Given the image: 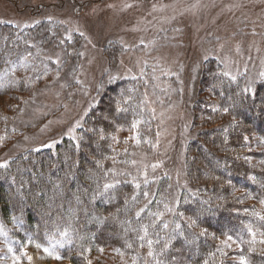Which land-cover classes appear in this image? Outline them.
Listing matches in <instances>:
<instances>
[{
    "label": "rangeland",
    "instance_id": "rangeland-1",
    "mask_svg": "<svg viewBox=\"0 0 264 264\" xmlns=\"http://www.w3.org/2000/svg\"><path fill=\"white\" fill-rule=\"evenodd\" d=\"M0 22L19 29L46 22L39 30L46 39L42 53L54 62L16 100L0 96L1 161L77 138L82 128L95 132L107 111L120 119L126 113L115 112L107 98L120 96L122 85L110 87L126 80L146 123L115 128L108 179L139 186L153 181L156 188L169 178L164 212L175 218L182 192L192 190L190 175L199 174L207 189L200 193L224 204L230 194L236 213L251 220L244 240L200 228L216 245L211 258L217 256L216 264H254L258 253L264 255V197L256 199L214 175L207 152L194 145L203 140L214 151L223 143L209 134L232 119L214 112L215 103L225 100L214 90L231 88L218 84L223 75L242 79L243 91H256L264 79V0H0ZM13 69L18 76L27 72L24 64ZM90 113L99 116L97 125L87 124ZM228 185L227 195L215 194ZM35 251L39 264H70L58 253ZM16 255L0 239V264H26ZM88 259L86 264H138L110 249Z\"/></svg>",
    "mask_w": 264,
    "mask_h": 264
},
{
    "label": "trees",
    "instance_id": "trees-1",
    "mask_svg": "<svg viewBox=\"0 0 264 264\" xmlns=\"http://www.w3.org/2000/svg\"><path fill=\"white\" fill-rule=\"evenodd\" d=\"M45 27L46 22L23 29L0 22L1 97L8 95L16 100V94L30 89L29 82L53 69V60H46L42 53L46 39L41 38L44 35L39 30ZM22 64L27 66V72L18 76L13 68ZM218 84L231 88L226 93L214 90L225 99L215 103L214 112L232 119L210 129L209 134L213 139L217 135L215 139L223 143L214 151L203 140H195L194 145L198 151L207 152L208 166L214 175L261 199L264 197V79L256 91H243L242 79L233 80L224 75ZM119 85H122L121 95L107 99L115 104V112L126 113L120 119L106 109L107 118H102L103 124L95 132L82 128L77 138L65 137L53 147L30 149L0 160V239L26 264H39L35 255L37 246L60 254L70 264H86L85 259L109 249L138 264H208L209 261L216 264L217 256L211 258L216 245L199 229L244 240L251 223L250 217L236 213L237 202L228 194L232 191L229 185L222 191L215 190L216 195L228 194L230 199L227 204L218 203L200 193L207 189L199 174L190 175L192 190L182 192L179 215L173 218L164 212L171 196L169 178L159 180L156 188L153 181L139 186L134 181L112 183L108 179L106 164L113 152L115 128L146 123L126 80L117 81L110 88ZM94 114L88 115L87 124L97 125L94 122L99 116ZM2 115L0 110V119ZM4 123L12 125L9 118ZM227 151L237 158L231 157V153L227 155ZM249 158L259 163L252 164ZM241 163L244 167L238 166ZM163 213L164 218L159 217ZM24 249L28 251L26 255ZM255 259L254 264H264L262 253Z\"/></svg>",
    "mask_w": 264,
    "mask_h": 264
},
{
    "label": "snow or ice",
    "instance_id": "snow-or-ice-1",
    "mask_svg": "<svg viewBox=\"0 0 264 264\" xmlns=\"http://www.w3.org/2000/svg\"><path fill=\"white\" fill-rule=\"evenodd\" d=\"M107 187V186H106ZM37 247H39V246H37ZM45 251H47V249H45ZM59 258V257H58ZM29 259H31V257H29Z\"/></svg>",
    "mask_w": 264,
    "mask_h": 264
}]
</instances>
